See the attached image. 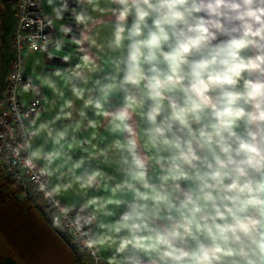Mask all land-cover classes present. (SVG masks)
<instances>
[{"label": "clouds", "instance_id": "obj_1", "mask_svg": "<svg viewBox=\"0 0 264 264\" xmlns=\"http://www.w3.org/2000/svg\"><path fill=\"white\" fill-rule=\"evenodd\" d=\"M75 4L28 21L60 51L40 33L70 14L75 50L42 76L51 117L16 109L6 145L53 225L99 264H264V0Z\"/></svg>", "mask_w": 264, "mask_h": 264}, {"label": "crops", "instance_id": "obj_2", "mask_svg": "<svg viewBox=\"0 0 264 264\" xmlns=\"http://www.w3.org/2000/svg\"><path fill=\"white\" fill-rule=\"evenodd\" d=\"M35 3L44 16L52 15L47 0H35ZM69 4L70 7H76L75 0H69ZM2 8L3 4L0 0V12ZM61 23H67L76 30L74 20L70 14L65 13L63 21L54 20L52 27H49L53 38L71 41L58 31ZM103 30L104 35L109 31L106 27ZM69 51V47L57 51L50 45L47 53L39 52L26 59L25 65L31 63L32 68L30 71L32 75L26 71L27 75L43 85L42 99L47 90L42 79L43 74L56 68L67 67L63 58L69 56ZM49 53L54 57L52 60L47 58ZM43 102L44 100L39 117L50 118L53 112H50ZM63 199L65 202L71 201L68 194H65ZM107 254L105 252L104 256ZM0 261L7 264H77L75 251L40 212L34 200L30 199L21 186L2 175L0 176Z\"/></svg>", "mask_w": 264, "mask_h": 264}, {"label": "built area", "instance_id": "obj_3", "mask_svg": "<svg viewBox=\"0 0 264 264\" xmlns=\"http://www.w3.org/2000/svg\"><path fill=\"white\" fill-rule=\"evenodd\" d=\"M13 17L15 18V28L10 37L12 55L9 69L5 76V87L0 93V176H7L12 181L21 182L29 186L37 198V207L40 212L52 223V209L49 207L43 195L36 191L27 170L22 168L18 162H13L7 144L16 143L19 134L20 121L17 119L18 109L21 115L31 113L30 118H35L37 112L42 111V95L36 96L32 92L24 91V85L28 82L29 76L26 73L25 62L28 56L37 54L41 51L31 48L32 40L29 38L37 32V25H29V20L43 19L45 16L38 10L35 0H13ZM51 34L49 27H45L41 36ZM34 83H40L32 79ZM26 122V121H25ZM57 228V227H56ZM60 232L66 233L71 245L79 252L82 264H99V262L82 251L76 239V233L69 230L57 228ZM104 255V253H103Z\"/></svg>", "mask_w": 264, "mask_h": 264}, {"label": "trees", "instance_id": "obj_4", "mask_svg": "<svg viewBox=\"0 0 264 264\" xmlns=\"http://www.w3.org/2000/svg\"><path fill=\"white\" fill-rule=\"evenodd\" d=\"M2 4L3 8L0 12V93L5 87V76L9 69L12 55L10 37L15 28V18L12 12L13 0H2ZM54 228L61 235L63 240L75 251L77 264H82L80 254L71 245L69 236L66 233L60 232L56 227ZM0 264L7 263L0 261Z\"/></svg>", "mask_w": 264, "mask_h": 264}, {"label": "rangeland", "instance_id": "obj_5", "mask_svg": "<svg viewBox=\"0 0 264 264\" xmlns=\"http://www.w3.org/2000/svg\"><path fill=\"white\" fill-rule=\"evenodd\" d=\"M103 33H105V31L102 29L101 30V34L102 35H104ZM106 35V34H105ZM65 44H66V48H68L69 47V49H70V54H69V56H73V53H74V50H75V46L72 44V42L71 41H67V40H65ZM29 62V61H28ZM73 62L75 63L76 62V60H75V58H73ZM64 67V66H63ZM62 67V68H63ZM25 69H26V71L28 72V73H30V71L32 70V68H31V63H26V65H25ZM26 72V73H27ZM32 73V72H31ZM30 73V74H31ZM32 75V74H31ZM34 75V74H33ZM36 76H38V75H36ZM44 97H47V103H45V100H44V98L42 99V101L44 100V105L46 106V108H48V109H50V112H53V110H54V105L52 104V101H53V99H54V97H53V93H52V91H51V89H49L48 87H47V90L45 91V96ZM13 183H16V184H18L19 186H21V188H22V190L23 191H25L26 192V194H28V196L30 197V199H32V200H34V202H35V205L37 206V198H36V196L34 195V193H33V191L31 190V188L29 187V186H25L23 183H21V182H15V181H13Z\"/></svg>", "mask_w": 264, "mask_h": 264}]
</instances>
